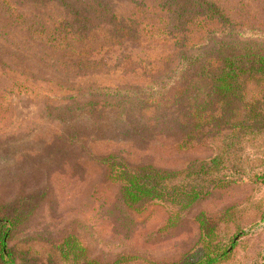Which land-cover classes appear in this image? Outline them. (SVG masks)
Here are the masks:
<instances>
[{
	"label": "rangeland",
	"instance_id": "374dc122",
	"mask_svg": "<svg viewBox=\"0 0 264 264\" xmlns=\"http://www.w3.org/2000/svg\"><path fill=\"white\" fill-rule=\"evenodd\" d=\"M142 1L0 0L3 14L15 5L11 10L24 16L0 18V208L23 199L30 212L8 238L12 264H200L233 238L234 249L216 264H264V183L254 177L264 174V128L239 145L231 162L236 181L179 213L161 202L127 206L122 185L109 179L102 162L115 155L134 169L181 171L212 157L206 144L179 150L182 133L156 130L185 120L179 112L204 102L202 92L198 101L182 95L191 59L219 42L264 49V0H223L237 10L236 21L194 28L187 48L180 32L161 36L164 41L71 38L75 24L86 32L87 23L102 29ZM97 2L108 4L101 20L95 17L103 5L90 9ZM56 16L59 36L24 40L27 23L49 25ZM248 83L250 104L258 88L256 79ZM172 90L177 97L168 100ZM135 126L148 129L146 135L138 138Z\"/></svg>",
	"mask_w": 264,
	"mask_h": 264
},
{
	"label": "trees",
	"instance_id": "16d2710c",
	"mask_svg": "<svg viewBox=\"0 0 264 264\" xmlns=\"http://www.w3.org/2000/svg\"><path fill=\"white\" fill-rule=\"evenodd\" d=\"M5 1L1 5H6ZM222 2L223 0L142 1L136 4L134 9L128 10L123 19L110 17L113 23L108 21L107 26L105 23L102 24V29H99V25L92 27L90 23H87L86 28L90 27V30L86 32L83 25L75 24L73 35L77 37L71 38L81 41L91 40L94 44L101 40L99 37L118 43L121 39L133 37L140 40L142 35H149L148 39L160 38L159 41H164L161 36L180 32L184 33L181 40L184 41L183 47L187 48L185 44L189 40L185 37H188L194 28L231 27L236 21L233 19L232 12L237 10H234L232 6H223ZM99 5H103L104 12H99L95 19L101 20L109 10L107 2L92 4L90 9L91 12H97ZM145 5L147 7L143 8ZM11 8L16 7L13 5L4 14L0 10V18L5 14L7 18L12 19L11 22L24 18L22 14L16 13ZM115 13L112 12V14ZM136 15L140 17L130 20L133 17L136 18ZM57 17L49 25L44 23L36 26V24L27 23L23 28L27 36L24 40L30 41L28 38H33L34 34L41 36V39L54 35L59 36L56 34L58 28L55 27L60 19ZM92 21L95 23L94 19ZM74 42L67 46L73 49ZM173 55L170 54L169 57ZM194 59H191L193 63H189L188 72L190 74L186 76L189 80L188 83L183 82L186 89L182 95L193 93V98L198 101L202 92L204 102L195 103L179 112L185 120L165 123L156 131L168 132L169 137L175 133H182L183 137L176 143V148L179 150L185 149L188 143H191V146L206 144L214 150V154L206 161H193L181 171L159 170L150 165L134 169L115 155L104 157L102 162L109 170V179L122 185V197L127 206L161 202L164 205L175 206L178 213L188 209L212 190L236 181L232 174L231 162L240 149L239 145L246 136L259 135L264 128L262 103L264 100V49L247 44L219 42L214 48L203 53L200 59L199 57ZM194 61H199V64ZM1 74L5 75L4 72ZM251 79H256L258 92L256 99L249 104L246 89ZM187 88L197 93L188 92ZM23 91L27 92L26 88ZM176 97L177 94L172 90L166 98L172 100ZM249 120H253V126L248 124ZM146 130L148 129L145 127L135 126L138 138L144 137ZM254 177L264 183L263 173L254 175ZM17 201V205L0 208L2 214L0 217V259L2 264H12L14 261L12 251L7 248L8 238L18 226L24 224L30 213L26 210L28 202L23 199ZM208 232L210 230L204 234V239L209 237ZM237 239L230 240V249L224 248L221 252H216L213 257L211 255L215 250L205 253L204 262L200 264H216L220 259L228 256L234 249ZM65 248L69 251L72 246L66 243Z\"/></svg>",
	"mask_w": 264,
	"mask_h": 264
}]
</instances>
